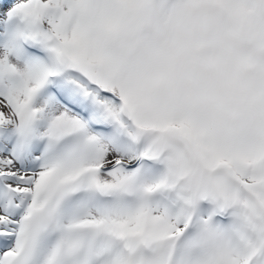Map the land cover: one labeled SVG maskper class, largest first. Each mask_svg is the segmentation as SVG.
<instances>
[{"label": "snow or ice", "instance_id": "6c2138e0", "mask_svg": "<svg viewBox=\"0 0 264 264\" xmlns=\"http://www.w3.org/2000/svg\"><path fill=\"white\" fill-rule=\"evenodd\" d=\"M235 39L264 0H0V264H264V64L205 75Z\"/></svg>", "mask_w": 264, "mask_h": 264}, {"label": "clouds", "instance_id": "9594fccd", "mask_svg": "<svg viewBox=\"0 0 264 264\" xmlns=\"http://www.w3.org/2000/svg\"><path fill=\"white\" fill-rule=\"evenodd\" d=\"M205 56L209 59H218L219 65L215 69L206 70V77L214 80L218 85L227 92H239V87L230 85L229 73L233 63L241 57L251 56L255 62L264 64V53H260L254 49L243 39H235L221 44L218 47L207 49ZM260 76L257 71L242 74L241 81L244 84L256 85L259 83Z\"/></svg>", "mask_w": 264, "mask_h": 264}]
</instances>
